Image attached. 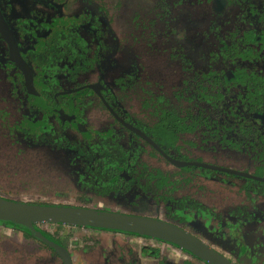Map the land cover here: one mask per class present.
<instances>
[{
	"label": "flooded vegetation",
	"instance_id": "1",
	"mask_svg": "<svg viewBox=\"0 0 264 264\" xmlns=\"http://www.w3.org/2000/svg\"><path fill=\"white\" fill-rule=\"evenodd\" d=\"M0 18L16 52L0 32V100L10 101L0 106V123L14 110L33 121L46 113L49 129L22 127L14 134L57 154L64 186L74 185L80 203L7 199L161 220L234 263L257 264V252L264 253L258 214L264 211V0H0ZM92 112L98 127L87 120ZM102 148L111 156L100 157ZM220 179L238 187L250 205L230 202L218 210L213 204L227 202L226 190L209 184ZM140 200L161 206L164 218L138 212ZM41 223L86 235L69 247ZM34 225L63 246L71 264L95 254L102 261L90 264H207L150 235ZM98 232L115 236L103 244ZM29 238L65 264L53 248ZM159 258L164 261L156 263Z\"/></svg>",
	"mask_w": 264,
	"mask_h": 264
},
{
	"label": "rangeland",
	"instance_id": "2",
	"mask_svg": "<svg viewBox=\"0 0 264 264\" xmlns=\"http://www.w3.org/2000/svg\"><path fill=\"white\" fill-rule=\"evenodd\" d=\"M117 28L121 30V24L117 23ZM2 84L4 83H0V86H2ZM13 87V85L10 86L7 83L4 85V88L8 89ZM21 90L23 91V89ZM22 91L20 96L22 94V98H25L26 95ZM0 96H2V93ZM8 103H10V101L7 99L0 100V106L9 105ZM15 103L17 104V102ZM12 110H14V106ZM14 111L8 112L6 117L0 123V130H3L4 132L10 131L8 135L0 136V196L25 202L42 201L79 204L80 202L76 200V190L74 185L72 184V187H70V184L68 187L64 186V179L66 176L63 175L58 168V166L61 167L62 165L60 164V160H57V154L48 148L31 147L20 139L17 133L14 134V131L18 132L22 127H30L32 130H37L38 132H41L43 129H49L51 127L49 122L50 117L44 113L37 120L33 121L31 119V121L30 119L24 118L25 113L27 112H24L23 109L21 112ZM87 120L93 126L91 128L100 125V117H98L96 112L88 114ZM105 123V120H101L102 126H104ZM71 130L72 132H76L73 127ZM58 154L63 155V152L60 151ZM230 180L236 181L234 182L236 186L244 184L243 181L237 178H231ZM209 186L220 187L222 191L223 189L226 190L225 194L227 195V202L219 199L218 204L215 202L213 204L218 206V210H222L223 206L228 207L230 202H246V204L250 205V202L247 201L248 198L242 192L237 191L238 187L230 188L226 183H223L222 179L216 180L214 184L210 183ZM72 188L73 190H71ZM213 201L214 200L212 199V202ZM256 201H259V197ZM251 203L253 204V202ZM100 204L101 207H107L110 209L122 211L133 210L130 207L127 208L126 206H122L118 202L112 204L102 202ZM219 204L222 207L219 206ZM138 207L139 208L137 209L140 213L152 217L164 218V210L161 206H152L149 201L146 202L145 200H140ZM248 207L250 208V206ZM263 212L261 213V211H259L258 214L264 216ZM191 224H187L186 227L191 228ZM199 224L200 223L197 222L193 223L195 228H198ZM262 224L261 226H263ZM252 226H254V224H252ZM40 227L52 235L61 237L69 247L73 246L71 242L73 238H80L81 235H86L84 229H74L70 226L41 223ZM95 234L101 239L103 244L110 243L111 239L115 236V234L110 232H98ZM262 234L264 236V232H262ZM116 236L122 235L116 234ZM263 236L262 239L264 240ZM262 239H258L259 243H261ZM205 241H208L207 238H205ZM147 242L154 244V241ZM223 250L224 252H228L226 248H223ZM76 254L78 253L76 252ZM230 254L234 257L237 256L235 253ZM93 257H84L85 261L83 260L81 264H90L91 259H95L96 262L102 261V257H99L96 254L95 256L93 255ZM75 258L76 260H79L78 255H75ZM80 260L82 261V259ZM168 260H171L172 263L175 262V260L171 259V256H168ZM239 260H242V257H240ZM158 261L163 262L164 260L159 258L156 263H158ZM0 264H61V262L57 257L54 255L52 256L49 251L40 246H36L33 240L26 236L24 232L11 226L0 225Z\"/></svg>",
	"mask_w": 264,
	"mask_h": 264
},
{
	"label": "water",
	"instance_id": "3",
	"mask_svg": "<svg viewBox=\"0 0 264 264\" xmlns=\"http://www.w3.org/2000/svg\"><path fill=\"white\" fill-rule=\"evenodd\" d=\"M0 32L3 33L5 40L10 44L11 50L16 54L14 51L15 43L11 40L7 27L1 18ZM15 58L26 73L23 61H20L17 56ZM27 82L30 87L31 81L28 75ZM0 221L27 229L35 238L53 248L61 256L65 264H71L69 253L63 246L39 230L34 225L35 223L53 222L67 225L92 226L150 235L192 252L207 264H237L179 227L161 220L120 212L75 206H45L18 202L0 196Z\"/></svg>",
	"mask_w": 264,
	"mask_h": 264
},
{
	"label": "trees",
	"instance_id": "4",
	"mask_svg": "<svg viewBox=\"0 0 264 264\" xmlns=\"http://www.w3.org/2000/svg\"><path fill=\"white\" fill-rule=\"evenodd\" d=\"M25 133H27L28 134V136L29 137H31V135L28 133V131H26ZM162 133H163V131H162ZM25 137H26V135H25ZM107 150H105V148H102L101 149V151H100V157H110L111 156V152L109 151V153H105ZM80 153L82 154V155H84V156H90L91 155V153H89V152H87V151H85V150H81L80 151ZM126 154V153H125ZM125 154H123V156L125 155ZM150 172H152V171H150ZM9 224V223H8ZM22 231L26 234V236H28V237H32V235L28 232V230H26V229H22Z\"/></svg>",
	"mask_w": 264,
	"mask_h": 264
},
{
	"label": "crops",
	"instance_id": "5",
	"mask_svg": "<svg viewBox=\"0 0 264 264\" xmlns=\"http://www.w3.org/2000/svg\"><path fill=\"white\" fill-rule=\"evenodd\" d=\"M257 254H258V256L255 259V261H257V264H263L264 263V253L263 252L259 253V251H258Z\"/></svg>",
	"mask_w": 264,
	"mask_h": 264
}]
</instances>
